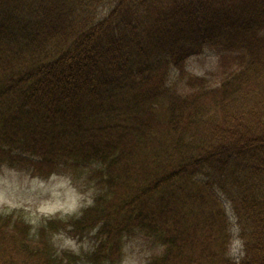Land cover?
I'll return each mask as SVG.
<instances>
[{
	"label": "trees",
	"instance_id": "obj_1",
	"mask_svg": "<svg viewBox=\"0 0 264 264\" xmlns=\"http://www.w3.org/2000/svg\"><path fill=\"white\" fill-rule=\"evenodd\" d=\"M4 169L82 198L0 208V264H264V0H0Z\"/></svg>",
	"mask_w": 264,
	"mask_h": 264
},
{
	"label": "rangeland",
	"instance_id": "obj_2",
	"mask_svg": "<svg viewBox=\"0 0 264 264\" xmlns=\"http://www.w3.org/2000/svg\"><path fill=\"white\" fill-rule=\"evenodd\" d=\"M214 54L204 51L202 54L193 55L189 59V67L201 73L204 69L211 67V59ZM67 176L53 174L48 178L28 177L15 170L4 169L0 171V208H21L33 219L42 215L65 214L74 211L81 202L82 194ZM229 221L233 241L230 254L234 261L241 256V242L238 237L239 228L235 214L227 204ZM231 211V212H230ZM74 245L73 240L66 239V243ZM124 249L121 264H142L143 251L140 244L131 241ZM143 250L145 245L141 243Z\"/></svg>",
	"mask_w": 264,
	"mask_h": 264
}]
</instances>
